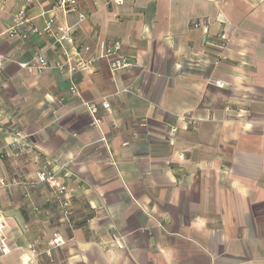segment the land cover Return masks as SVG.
<instances>
[{
	"label": "crops",
	"instance_id": "crops-1",
	"mask_svg": "<svg viewBox=\"0 0 264 264\" xmlns=\"http://www.w3.org/2000/svg\"><path fill=\"white\" fill-rule=\"evenodd\" d=\"M54 2L0 1V264H264V0H76L86 18L57 7L49 35ZM21 7L40 32L10 30ZM100 41L119 47L54 68ZM38 51L50 67L17 64ZM102 99L96 127L82 102Z\"/></svg>",
	"mask_w": 264,
	"mask_h": 264
},
{
	"label": "built area",
	"instance_id": "built-area-1",
	"mask_svg": "<svg viewBox=\"0 0 264 264\" xmlns=\"http://www.w3.org/2000/svg\"><path fill=\"white\" fill-rule=\"evenodd\" d=\"M1 1V0H0ZM30 1V0H27ZM126 1H131V0H109V2H112L117 5H121L125 3ZM76 0H55L51 7V11L48 13L46 20H45V26L42 28L41 32L47 33L50 35L51 28L53 25L56 24L55 16L53 13V10L55 8H61L64 12L66 13H74L76 14V23L80 22L81 20L86 18V14L78 12L77 11V4ZM75 23V24H76ZM206 21L205 20H195L193 22L194 27H202L203 30L206 28ZM24 26H28L30 31L33 32H40L34 27H31L30 24V18H28L25 14V10L23 7L19 9V11L13 16L12 21H11V27L10 30L16 33H19L22 37L26 36V33L24 31ZM73 26L70 25H64V26H57V32L59 33L57 38L55 39V42H59L61 40H68L70 38V33L72 30ZM119 44L118 42H115L113 45H107L104 41H100L98 43V51L97 54L89 57L85 60L80 65H73L69 63H56L54 65V68L58 70L59 72H73L76 69H81V70H88L96 60L102 57H107L111 54H114L115 51L118 49ZM81 51L83 53H86L89 51V46L88 45H83L81 47ZM225 55L220 54L213 60V64L216 65L220 60L225 59ZM5 59H8L6 56L3 54H0V69L2 67V63ZM17 64L21 67L24 68L28 71L32 70H44L48 67H50V64L46 58V54L44 51H38L34 53L28 60L23 61V62H17ZM132 64L131 60L126 58V57H120L116 58L113 61H111L110 66L112 70H118L122 68H127L130 67ZM213 84L219 86L221 83L218 80H214L212 82ZM69 91L73 94H77V90L75 86L71 85L69 87ZM82 105L85 107V109L88 111V113L92 117V125L98 127L101 123V117L99 115L100 109H108L109 108V102L105 99L102 100H91L87 102H82ZM170 134L173 135L176 131V128L171 127L170 128ZM50 162L46 161L41 163L37 170H36V182L39 183H44L47 184L51 189H53V192L58 195L62 196L59 199V204L61 206V210L63 213V216L69 220L72 211L70 208V199L68 197V192L70 189L68 186L62 182L61 180L58 179V176L56 173L53 171V168L50 166ZM3 229V224H0V242L3 244V236L1 230ZM61 239L59 237H56V242H60ZM7 249L2 246L1 251L5 252ZM34 251V250H32Z\"/></svg>",
	"mask_w": 264,
	"mask_h": 264
}]
</instances>
